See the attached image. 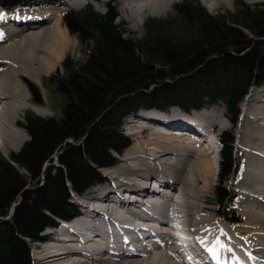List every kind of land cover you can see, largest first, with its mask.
Masks as SVG:
<instances>
[{"label": "trees", "instance_id": "obj_1", "mask_svg": "<svg viewBox=\"0 0 264 264\" xmlns=\"http://www.w3.org/2000/svg\"><path fill=\"white\" fill-rule=\"evenodd\" d=\"M53 1L0 0V5L13 10ZM174 9L180 33H170L175 22L153 19L145 23V36L136 44L122 38L110 4L103 13L87 6L63 15L87 53L80 62L64 60L61 75L42 78L55 117L27 114L23 128L29 141L9 160L0 155V217L19 201L11 218L0 220V264H31L27 239H38L45 225L71 212L66 183L80 191L98 181L97 168L112 163V151L127 146L118 129L125 114L141 107L166 110L177 105L188 111L221 102L235 121L248 89L264 82V4L235 0L232 12L210 14L197 0H183ZM27 87L33 101L41 103L39 89L30 83ZM69 138L76 144L65 143ZM220 140L212 204L218 216L233 221L236 194L226 182L238 164L232 136L222 132ZM60 143L65 144L58 165L42 169ZM41 176L44 181L38 185ZM31 180L36 185L25 188Z\"/></svg>", "mask_w": 264, "mask_h": 264}, {"label": "bare ground", "instance_id": "obj_2", "mask_svg": "<svg viewBox=\"0 0 264 264\" xmlns=\"http://www.w3.org/2000/svg\"><path fill=\"white\" fill-rule=\"evenodd\" d=\"M121 1V13L138 20L145 12L159 15L165 13L175 0ZM200 1L208 8H213L227 0ZM81 3V0L76 2L71 0L69 5L71 4L72 7ZM63 8V6L33 10L20 8L14 11V17L0 19V138L2 139L0 148L2 150L5 146L12 147L11 140L14 138V133L18 134L19 144L27 138L18 131L16 125L19 112L29 108L41 117L50 113L44 106L28 100L29 93L23 78L39 83L40 75L48 73L60 60L69 44L59 23L60 10ZM19 19L21 21L27 19L29 23L21 25ZM242 108L243 113L237 126V147H240L244 157V168L239 183L242 194L240 211L245 215L246 222L231 226L221 219L217 220L208 215L209 211L201 197L215 179L218 158L211 155L207 148L189 135L181 133L182 128H192L197 121L204 127L218 125L222 129L225 128V123L216 115L206 111H194L191 115L185 114V116L173 111L169 112L167 117L162 115L161 119L155 113H140L137 119L144 118L142 121L147 119V122L151 120L157 122L153 118H158L160 121L167 120V124L168 121L171 123L178 121V124L165 126L166 122H163L165 131L154 130L146 138L139 137V130L134 131L133 134L137 136L133 144L105 174L114 185H117L116 187H121L130 193H144L143 197L147 194L150 196L155 194L139 184L149 177L165 175L170 178L171 193L178 194L180 204L175 203L170 197H161L165 201V206L154 201L147 203L159 219L142 218L131 210L130 206L137 207L134 203H128L125 199H120L116 204L111 203L109 193H114L113 187H97L87 192L83 201L84 208H87V204L92 207L86 212L89 219L103 213L102 223L94 230L105 232L107 226L115 224L118 228L115 235L120 238V230H125L126 225L131 224L133 220L144 223L145 227L138 226V229L146 233L148 231L156 233L153 228L166 226L165 222L171 220L180 225L175 229L178 235H192L194 247L197 249L194 252L196 256H199L205 247L215 249V245H222V254L246 257L249 264H264V88H257L247 94ZM148 127L151 128V125L148 124ZM126 128L128 130L135 128L132 119L127 120ZM101 190L106 191V194L99 198L97 192ZM144 203L142 205H145ZM81 225V228H88L85 223ZM168 231L169 229L166 235ZM55 233L43 235L42 240L54 237ZM157 234L148 233L149 236L155 237V240H159L156 238ZM159 238L163 241L165 235ZM188 238L181 239L182 245L188 247L187 251H192ZM51 241L42 245L38 251H34L35 261L38 264H183L177 257V251L168 243H162L158 247H151L145 243L142 249L130 247L128 242L124 245L104 243L107 247L119 250L118 255L107 259L104 257L102 261L90 258L86 262H79L70 260L69 250L70 246L74 245L73 242H76L75 239L71 241L51 239ZM89 246L95 251L104 249L100 245ZM128 248L132 249L131 254H123Z\"/></svg>", "mask_w": 264, "mask_h": 264}, {"label": "rangeland", "instance_id": "obj_3", "mask_svg": "<svg viewBox=\"0 0 264 264\" xmlns=\"http://www.w3.org/2000/svg\"><path fill=\"white\" fill-rule=\"evenodd\" d=\"M107 1H109L111 3V5L116 8V12H117L118 16L115 19V22L118 23V25L120 27V31L122 33V38H124L126 40H131L133 44H136V42L139 43V41L145 36L146 30H147L146 27H145V23L147 21L154 19V20L167 21L168 22L170 20L169 22H171V23L173 22L174 23L175 22L174 18L176 17L174 6L176 4H180V2L183 1V0H175V1H173V3L170 5V7L167 9V11L165 13H161L159 15V14H153V13L145 12V14L141 17V19H138V20H136V19H134V18H132L130 16H126L123 13H121V11H120V8L122 7V1L121 0H103L102 2H107ZM198 1L202 5V7L205 8V10L207 12H209L210 14H226L228 12H232L235 9V0H227L226 2H223V3L217 5V6L213 7V8H208L206 6V4H204L200 0H198ZM241 1L245 2L248 5L264 4V0H258V1H255V2H246L245 0H241ZM91 5L95 8V12H104V10H105V8L103 7L101 2L93 1ZM77 6H72V7H77ZM33 9H36V8H33ZM33 9H31V10H33ZM31 10H26V11H31ZM63 11L60 10V13H62ZM59 16H60L59 17L60 26L62 27V29H63L64 33L66 34V37H67V39L69 41V44L67 45L66 49L63 51V54H62L60 60L55 64V66L48 73L40 75L39 83H35V82H33V81H31V80H29L27 78H23V83L25 84L26 90L29 93V96H28L29 99L28 100L31 103H34L36 105L44 106L45 108H47V110L50 113L45 115V117H41V116H38L37 114H35V112H33V110H31L29 108L24 109L21 112H19V114L17 115V120L18 121H17L16 125H17V127L19 129L18 131L21 134H23V135L25 134L27 138L24 140V142L22 144H19V141H18V138H17L18 134L14 133V135H13L14 138L11 140L12 141L11 144H13L12 147L5 146V148H3V150H2V148H0V155L4 159L5 158L8 159L9 156L12 155V154L15 155V154L19 153L21 151V149L24 147L25 143L29 141L30 136L28 135L26 130L23 128V125L25 124V119L24 118H25V116L27 114H29V113L34 114L37 117L42 118L44 120L45 119H50L51 117L52 118L55 117V114H53L54 113L53 112L54 109L51 110L52 108H54V106H53L54 103L53 104L49 103L50 100H48L47 91L43 87L42 78L49 77V76H51L53 74H56V73H59V75H61L62 72H63L62 64H63L64 60L65 61L68 60L69 62L70 61L80 62L78 60H80L85 55V53H87V50L85 49L84 44L80 43V41L78 40V37H76L73 34H69V32L65 29V27L62 25V22H61V14ZM175 23L176 24L174 25V27L171 28L170 33H180L181 29H183L181 27V25H178L177 22H175ZM136 52H137V54H139V51H136ZM27 83H30V84L34 85L36 88L39 89L40 94H41V103H36V102L33 101L32 97H31V94L29 92V89L27 87ZM257 88H264V83L259 85V86L252 87L250 90H248L247 94L252 93V91H255ZM149 89L151 90L152 86ZM245 98H246V96L243 98V100H242V102L240 104V107H239L240 114H239L238 120H237V122L235 124H232L227 119L226 116L223 118V114H224V111H225L223 104H215V105H212V106H209V107L205 108L206 112H210V114L216 115L221 121H223L225 123V128L224 129L220 128L218 125H215V126L220 128L219 131H228L229 133H231V135L233 137V151H234L233 153H234L235 159L236 160H241L243 167H244L243 153H242V150L240 149V147H237V137H238V133H237L238 127L237 126H238V121H240L241 115L243 113V108L242 107H243V102H244ZM173 111H175V112H177V113H179L181 115H183V113H184L180 109H178L177 107H175V108L174 107H169L167 113L173 112ZM200 111H203V110H200ZM190 115H191V113H190ZM153 119H155V118H153ZM162 120L160 122L158 120H157V122L154 121V120H151L148 123H155V122L157 124L159 123L158 125H160V126H159L158 129H163L162 128L163 125H161V122H162V124H163V122H166L165 126L166 125L178 124L177 123L178 121L174 122V123H171V122L168 121V124H167V120L166 121L165 120L162 121ZM126 122H127V119L125 118L121 122V124L118 126V129L121 130L122 133L124 135H126L127 137H129V139L132 141L137 136V134H136L135 137H134V134H133L134 131H136V130H128L126 128ZM146 125H148V124H146ZM188 125H190V124H188ZM212 126H214V125H212ZM151 132H153V129L147 128L145 130V133H143V135H140V136H141V138L149 137ZM72 141L73 140L69 138V139L65 140V143L67 142V143H70V144L73 145V143H75V142H72ZM1 143H2V139L0 138V147H1ZM65 143H60V145L57 147V149L55 151V154L52 156L51 161L45 162L42 169H46L48 166L56 167L58 165L57 157L61 154L60 148L64 147ZM77 143H79V142H77ZM212 143H213L215 148L219 147V144L217 142L212 140ZM121 157L119 156L118 160ZM219 160H220V158L218 159V163H216V164H218V169H219ZM13 166H14V168L16 166V168L20 171L21 174H26V172L21 167H19L18 165H13ZM100 171L106 173L102 169ZM218 173H219V171L217 170V173L215 175V179L213 180V183H212L211 187L205 193H203V195L201 197V200H202L203 204L207 207V209L209 211V212H207L208 215H210L212 218L217 219V220H219L220 218L215 216V214L213 213L214 209H215V206L212 204V200L214 198L213 197L214 189H215V186H216V184L218 182ZM241 173H242V170H241ZM239 180H240V174H239L238 178L234 182H232L231 179H230V180H228L226 182V184H227L229 189L233 190L238 195H242L241 191H240L241 188H240ZM43 181H44V178L41 176L38 185H41ZM35 185H36L35 180H31L25 186V188H32ZM72 196L73 197H72L71 203L73 201L79 200L78 198L74 197V195H72ZM18 203H19V201H16L13 204L17 205ZM240 204H241V202H240V197H239V199L237 200V204L235 206V211L237 213H239V216H241L242 221H241V223H237V224H242V223L246 222L245 215H243V213L240 211ZM15 205H13V206H15ZM237 224H228V225L232 226V225H237ZM30 245H31V263L32 264H38L35 261L34 255L32 254V249L33 250L36 249V247H38L40 245V243L32 242ZM41 246H39V249H40Z\"/></svg>", "mask_w": 264, "mask_h": 264}, {"label": "snow or ice", "instance_id": "obj_4", "mask_svg": "<svg viewBox=\"0 0 264 264\" xmlns=\"http://www.w3.org/2000/svg\"><path fill=\"white\" fill-rule=\"evenodd\" d=\"M3 18V16H2V14H0V19H2ZM217 244H219V241H217ZM222 246V245H221ZM210 251H213V252H215V249H210Z\"/></svg>", "mask_w": 264, "mask_h": 264}, {"label": "water", "instance_id": "obj_5", "mask_svg": "<svg viewBox=\"0 0 264 264\" xmlns=\"http://www.w3.org/2000/svg\"><path fill=\"white\" fill-rule=\"evenodd\" d=\"M154 85H152V87H153Z\"/></svg>", "mask_w": 264, "mask_h": 264}]
</instances>
